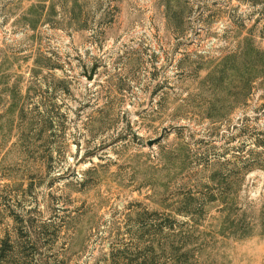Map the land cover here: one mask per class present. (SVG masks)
Instances as JSON below:
<instances>
[{
  "label": "rangeland",
  "instance_id": "rangeland-1",
  "mask_svg": "<svg viewBox=\"0 0 264 264\" xmlns=\"http://www.w3.org/2000/svg\"><path fill=\"white\" fill-rule=\"evenodd\" d=\"M143 211L264 264V0H0V264H129Z\"/></svg>",
  "mask_w": 264,
  "mask_h": 264
},
{
  "label": "trees",
  "instance_id": "trees-1",
  "mask_svg": "<svg viewBox=\"0 0 264 264\" xmlns=\"http://www.w3.org/2000/svg\"><path fill=\"white\" fill-rule=\"evenodd\" d=\"M240 66L243 67L244 76L241 79V83H249L250 79V65L252 64L248 57L246 58V54L240 53L239 56ZM252 66V65H251ZM245 88V85H243ZM213 202V201H208ZM206 204L204 203L203 206ZM192 206H195L194 204ZM196 207L202 208L200 204H196ZM188 210L184 209V211H177L176 215L179 216H189ZM157 211H143L139 213L136 217V221L139 223L142 222H150L154 227L153 233L148 235V237H144V233L133 239V247L132 254L126 257V261L129 264H160L161 262V253H165V248L163 243H160L156 237L161 236L164 230H168L170 233V242L168 244L169 248V256L168 259L172 264H190V254L192 251H189V247L191 244L192 235L190 233L191 226L188 222H179L175 219V217L167 216ZM194 222V221H193ZM159 247L161 253H156L155 249ZM143 250V251H142ZM125 251V250H124ZM124 251H120L123 252ZM131 256H134L131 258ZM142 256V257H141ZM112 264H120L118 261H113ZM165 264V263H164Z\"/></svg>",
  "mask_w": 264,
  "mask_h": 264
},
{
  "label": "water",
  "instance_id": "water-1",
  "mask_svg": "<svg viewBox=\"0 0 264 264\" xmlns=\"http://www.w3.org/2000/svg\"><path fill=\"white\" fill-rule=\"evenodd\" d=\"M93 75H94V71H91V72H90V75L87 77V79H88L89 81H91V80L93 79ZM160 139H161V137H159V138L156 139V140L149 141V142L147 143V146H148V147H151L154 143L160 141Z\"/></svg>",
  "mask_w": 264,
  "mask_h": 264
}]
</instances>
